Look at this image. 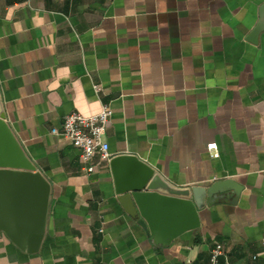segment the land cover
I'll use <instances>...</instances> for the list:
<instances>
[{"label":"crops","instance_id":"crops-1","mask_svg":"<svg viewBox=\"0 0 264 264\" xmlns=\"http://www.w3.org/2000/svg\"><path fill=\"white\" fill-rule=\"evenodd\" d=\"M264 0H0V103L50 184L39 250L0 231V264H264ZM107 105L109 152L135 155L178 187L242 186L162 245L123 210L107 166L52 133ZM215 143L217 157L207 144Z\"/></svg>","mask_w":264,"mask_h":264},{"label":"water","instance_id":"water-1","mask_svg":"<svg viewBox=\"0 0 264 264\" xmlns=\"http://www.w3.org/2000/svg\"><path fill=\"white\" fill-rule=\"evenodd\" d=\"M264 32V3L246 40L257 43ZM114 194L123 210L152 241L165 245L199 227L198 211L230 193L231 202L242 190L234 179L208 185L178 187L135 155L109 160ZM50 184L27 156L5 120L0 103V231L19 250L36 253L41 245L48 211Z\"/></svg>","mask_w":264,"mask_h":264},{"label":"built area","instance_id":"built-area-1","mask_svg":"<svg viewBox=\"0 0 264 264\" xmlns=\"http://www.w3.org/2000/svg\"><path fill=\"white\" fill-rule=\"evenodd\" d=\"M112 114V110L103 105L99 112L83 115L76 111L66 114L59 128H53L52 133L61 135L80 151V159L86 173H93L108 165L112 154L104 135ZM212 157H217L215 143L207 144ZM223 255L222 245L215 244L210 250L207 264H219ZM188 264V263H184Z\"/></svg>","mask_w":264,"mask_h":264}]
</instances>
